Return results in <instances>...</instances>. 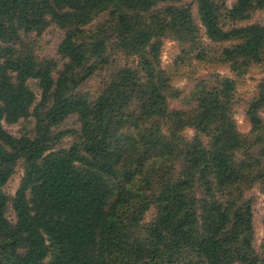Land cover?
Wrapping results in <instances>:
<instances>
[{"label":"trees","instance_id":"trees-1","mask_svg":"<svg viewBox=\"0 0 264 264\" xmlns=\"http://www.w3.org/2000/svg\"><path fill=\"white\" fill-rule=\"evenodd\" d=\"M135 1L0 0V264H264V254L253 247L250 201L224 204L214 196L216 176L237 171L233 153L240 145L224 99L231 82L216 80L185 117L169 110L153 56L155 33L194 40L193 4L142 0L146 12L165 4L168 19L153 30L140 25ZM219 1L193 3L202 18L220 20L225 12L232 23L264 7V0H235L226 10ZM52 26L63 30L56 49L60 69L36 58L28 43ZM209 39L238 43L223 49L227 61L261 62L264 26H217ZM109 51L135 55L138 65L118 68L89 100L79 88L110 65ZM263 106L264 90L246 110L253 128ZM31 117L29 132L13 136L4 128ZM69 118L79 125L70 132L72 145L48 154L67 133L57 130ZM184 128L194 132L189 141L177 137ZM19 165L23 178L9 196L5 188ZM196 185L205 195L202 208L192 191ZM150 206L155 217L137 241L126 218L137 226Z\"/></svg>","mask_w":264,"mask_h":264},{"label":"rangeland","instance_id":"rangeland-1","mask_svg":"<svg viewBox=\"0 0 264 264\" xmlns=\"http://www.w3.org/2000/svg\"><path fill=\"white\" fill-rule=\"evenodd\" d=\"M193 4L191 12L196 26L194 40L189 39L187 43L177 41L174 35L166 30L163 33L156 34L152 43L153 56L157 68L162 73L165 86L167 87L169 110L181 112L183 116L190 117L197 110V99L207 91L211 90L216 80L229 81L232 89L226 94L224 99L230 108V116L233 118L232 127L235 129L239 140V147L233 153V163L237 171H223L218 174L214 180V196L224 204L234 202L240 205L245 201H250L253 213V247L258 255L264 254V176L261 172L264 169V106L258 111L260 125L253 128L248 118L246 110L253 99L264 90V48L261 53V62H254L245 58H237L234 61H227L222 58V51L225 47L235 46V41L216 44L209 39V33L217 26L229 30L250 25L264 26V7L256 9L247 21L232 23L224 18L220 20L205 19L197 13V6L193 0H182L175 6ZM226 10L230 9L235 0L219 1ZM165 4L156 5L151 11L144 10L142 0L135 1L136 9L141 13L140 25L153 29L161 26L162 20H167V16L162 13ZM98 22L95 20L90 27ZM154 30V29H153ZM63 39V30L52 26L40 36L31 35L28 37V43L31 52L40 61L52 60L61 68V60L56 54V49ZM110 49V47H107ZM112 54L110 65L103 71L97 72L86 82H84L79 92L89 100L96 98L101 91L102 84L118 68L125 65L136 68L138 59L135 55L126 57L121 53ZM29 89L35 94L37 102L40 99V92L36 82L28 83ZM262 87V88H261ZM4 128L13 136H19L29 132L34 128V119L20 121L15 126L4 125ZM166 127L162 128V134L169 136ZM79 125L76 118H69L61 126L58 132L64 133L62 138L56 142L48 154H57L68 150L72 145L74 138L70 135L71 131H77ZM179 140L189 141L194 136L192 129L184 128L177 131ZM210 137H206L204 144L209 149ZM243 173H242V172ZM242 173V174H241ZM239 182L235 181V176H239ZM23 178V169L19 165L15 175L9 181L5 188V193L14 196L18 190ZM220 184V185H218ZM193 186L192 191L199 200V208L203 206L205 195ZM200 213V211H199ZM8 219L14 222V216L11 211L7 214ZM155 217V210L148 207L141 215L138 225L126 218L129 227L134 228L132 235L137 241L145 238V226ZM197 261H189L178 264H196Z\"/></svg>","mask_w":264,"mask_h":264}]
</instances>
